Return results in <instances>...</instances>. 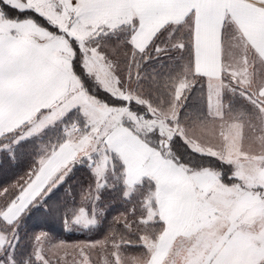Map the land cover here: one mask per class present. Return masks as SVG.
Here are the masks:
<instances>
[{"label": "snow or ice", "instance_id": "obj_1", "mask_svg": "<svg viewBox=\"0 0 264 264\" xmlns=\"http://www.w3.org/2000/svg\"><path fill=\"white\" fill-rule=\"evenodd\" d=\"M22 141L39 147L0 186V264H264V0H0V150ZM81 164L66 229L109 189L131 212L103 240L41 230L21 251Z\"/></svg>", "mask_w": 264, "mask_h": 264}, {"label": "trees", "instance_id": "obj_2", "mask_svg": "<svg viewBox=\"0 0 264 264\" xmlns=\"http://www.w3.org/2000/svg\"><path fill=\"white\" fill-rule=\"evenodd\" d=\"M38 147V144L22 141L21 144L12 145L9 149L0 150V186L9 185L23 175L33 163ZM13 157H18V159H13ZM89 176L90 173L85 165H77L62 185L54 189L40 206L29 212L21 225V236L23 237L21 251H30L28 237L33 232L41 230L49 232L54 242L65 241L69 244H80L93 240H103L114 218L124 213L126 209L131 212L135 202H124L120 199L121 192L119 189H109L102 194L101 200L97 202L99 209H104L105 206L107 208L102 215L97 214L95 216V224L87 229L75 225L70 229H66L61 215L62 210L65 207L81 206V189L87 187ZM109 179L111 180V178ZM84 207L88 219H93L92 205L87 203ZM139 211L137 205L138 216ZM128 235H132V233ZM141 251L138 247H132L126 250L125 255L139 256ZM49 256L55 264L58 257L52 255L51 252H49ZM59 257H62L59 264H64L65 261H71L72 259L71 256H64L62 252L59 253ZM103 259L102 256L95 254L92 256V260L96 264H103Z\"/></svg>", "mask_w": 264, "mask_h": 264}, {"label": "rangeland", "instance_id": "obj_3", "mask_svg": "<svg viewBox=\"0 0 264 264\" xmlns=\"http://www.w3.org/2000/svg\"><path fill=\"white\" fill-rule=\"evenodd\" d=\"M87 215V214H86Z\"/></svg>", "mask_w": 264, "mask_h": 264}]
</instances>
